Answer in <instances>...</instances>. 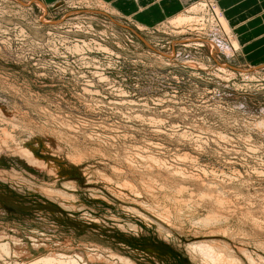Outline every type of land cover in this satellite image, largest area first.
Segmentation results:
<instances>
[{"label": "rangeland", "instance_id": "obj_1", "mask_svg": "<svg viewBox=\"0 0 264 264\" xmlns=\"http://www.w3.org/2000/svg\"><path fill=\"white\" fill-rule=\"evenodd\" d=\"M189 3L0 0V264H264V63Z\"/></svg>", "mask_w": 264, "mask_h": 264}, {"label": "crops", "instance_id": "obj_2", "mask_svg": "<svg viewBox=\"0 0 264 264\" xmlns=\"http://www.w3.org/2000/svg\"><path fill=\"white\" fill-rule=\"evenodd\" d=\"M45 3L63 0H43ZM110 4L119 14L151 23L182 13L190 0H97ZM194 1V0H193ZM234 28L237 42L247 55L264 63V0H215Z\"/></svg>", "mask_w": 264, "mask_h": 264}, {"label": "bare ground", "instance_id": "obj_3", "mask_svg": "<svg viewBox=\"0 0 264 264\" xmlns=\"http://www.w3.org/2000/svg\"><path fill=\"white\" fill-rule=\"evenodd\" d=\"M181 16V15H180ZM175 19V18H174ZM173 20V19H172ZM184 21L185 19H183V18H178V21ZM12 149V148H11ZM2 155V154H1ZM48 192V191H47ZM49 195H52L51 193L49 194ZM54 195V194H53ZM61 196V195H60ZM59 196V197H60ZM64 196V195H63ZM62 199V198H61ZM63 200V199H62ZM67 201V200H66ZM3 246V245H2ZM4 248V247H3ZM196 249H199L200 250V252L203 254V255H209L210 256V258H212V257H214L213 255H212V253H211V251H209L208 249H206V247H204V246H201V245H199ZM210 249V248H209ZM0 250H2V249H0ZM214 253V252H213ZM215 254V253H214ZM225 256V255H224ZM218 259V258H217ZM50 262V261H49ZM71 264H73V263H71ZM74 264H76V263H74Z\"/></svg>", "mask_w": 264, "mask_h": 264}]
</instances>
